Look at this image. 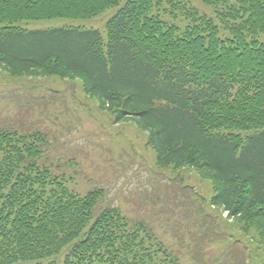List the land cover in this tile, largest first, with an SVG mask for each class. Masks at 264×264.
I'll list each match as a JSON object with an SVG mask.
<instances>
[{
	"label": "trees",
	"instance_id": "obj_1",
	"mask_svg": "<svg viewBox=\"0 0 264 264\" xmlns=\"http://www.w3.org/2000/svg\"><path fill=\"white\" fill-rule=\"evenodd\" d=\"M200 1L214 17L190 0H0V66L79 79L114 123L147 132L157 168L211 180L210 204L264 249V0ZM115 6L106 36L21 25ZM46 141L0 127V264H40L66 249L64 264H183L148 222L118 207L98 213L104 188L70 189L41 161ZM235 246V264H249L253 253Z\"/></svg>",
	"mask_w": 264,
	"mask_h": 264
},
{
	"label": "rangeland",
	"instance_id": "obj_2",
	"mask_svg": "<svg viewBox=\"0 0 264 264\" xmlns=\"http://www.w3.org/2000/svg\"><path fill=\"white\" fill-rule=\"evenodd\" d=\"M190 1L214 17L212 8L200 0ZM120 8H108L86 20L25 21L21 25L29 30L97 28L106 36V23ZM76 80L13 77L0 66V127L23 135H46L41 161L54 174L64 175L68 187L82 196L104 188L98 213L118 207L130 220L148 222L171 250L181 253L183 264H235L238 241L253 253L249 264H264V249L255 236L245 235L227 213L210 204L211 180L194 170L157 168L147 132L133 122L114 123ZM242 134L246 137L254 131ZM67 252L40 264H64Z\"/></svg>",
	"mask_w": 264,
	"mask_h": 264
}]
</instances>
